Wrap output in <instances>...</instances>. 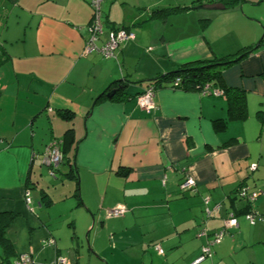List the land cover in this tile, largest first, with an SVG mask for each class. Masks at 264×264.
Wrapping results in <instances>:
<instances>
[{"label":"crops","instance_id":"crops-1","mask_svg":"<svg viewBox=\"0 0 264 264\" xmlns=\"http://www.w3.org/2000/svg\"><path fill=\"white\" fill-rule=\"evenodd\" d=\"M90 1L0 0V216L11 217L0 262L27 253L34 264H189L233 214L199 264H264V221L244 217L249 206L264 215V0H228L212 15L195 7L216 0H102L100 41L112 27L134 35L108 58L84 52ZM168 7L188 9L152 15ZM244 47L221 70L244 115L230 114L227 94L170 80L156 85L154 109L137 105L148 80ZM52 139L67 161L51 170ZM186 178L193 191L180 190ZM240 185L258 193L252 204ZM120 205L122 216H106Z\"/></svg>","mask_w":264,"mask_h":264},{"label":"built area","instance_id":"built-area-1","mask_svg":"<svg viewBox=\"0 0 264 264\" xmlns=\"http://www.w3.org/2000/svg\"><path fill=\"white\" fill-rule=\"evenodd\" d=\"M102 0H91L90 5L92 9V16L89 23V36L86 40L84 52L90 53L92 51H96L100 53L103 58H108L114 56V50L124 41L128 39H132L134 37L133 33L124 28H115L111 29L107 35L106 40L100 41V35L103 31V20H102V8H101ZM100 43V44H99ZM179 78H175L173 81L174 87H178ZM203 94H214L219 95L223 94V91L218 88H212L209 84H205V86L201 89ZM155 89L153 87L146 88L141 94L136 96L137 105L140 108L151 110L154 109V97ZM62 152L59 148L58 142L55 140L51 141L46 149L43 156V160L53 167H56L62 162ZM256 165H252V170L255 169ZM195 186V182L192 178H186L179 184V188L182 192L193 191ZM237 195L240 198H243L247 201L248 205L252 204L257 198L258 193L255 191H250L247 186L240 185L236 191ZM26 201L29 203L30 198L28 192L25 193ZM209 197H204L203 202L205 205V213L206 216H210V208ZM127 208L125 205H120L111 209L106 210V216L119 217L122 216ZM244 217L248 220L249 223L254 224L257 220L264 221V215L257 212L254 208L249 206L247 210L244 212ZM237 224L236 217L233 214H228L224 220L222 227L214 231L211 234V239L204 245H202L200 249L199 256L189 264H199L204 261L211 254V246L215 243H218L222 237L224 236L227 229L235 226ZM202 233L207 234L206 229H202ZM155 249L158 253L162 254V249L156 245ZM14 264H34L31 259V256L27 253L19 254L14 260ZM51 264H68L67 260L63 257L56 258Z\"/></svg>","mask_w":264,"mask_h":264},{"label":"trees","instance_id":"trees-1","mask_svg":"<svg viewBox=\"0 0 264 264\" xmlns=\"http://www.w3.org/2000/svg\"><path fill=\"white\" fill-rule=\"evenodd\" d=\"M206 1L207 2H214V0H206ZM216 1L222 2L225 5L231 4L230 3L231 1H228V0H216ZM198 2H200V0H198ZM186 9H188V7H168V8H162V9H155V10H152V15L156 16V17L157 16L158 17H166L171 12H177V11H182V10H186ZM206 20L207 19H204L203 21H206ZM121 28H124V27H121ZM112 29H115V27H112ZM124 29H126V28H124ZM261 41H264V38L260 39V42ZM245 48L246 47L240 49L235 54H231V55L224 56V57L213 58L211 60H196V61H190V62L183 63V64L179 65V67L175 70L169 71L162 76L159 75L156 78L148 80V82H147L148 85L146 88L153 87L155 89L156 85L160 84V82L163 80H170L171 81L170 86L172 88L195 89L198 91H201V89L205 86V84H209L210 87L218 88V89L223 91V94H227L228 100H229V112H230V114H232L234 116H242L245 114V105H244V101H243V96L239 95V93H237L234 90H231L230 88H227L223 85L222 79H221V70L224 67L229 66L230 64H232L233 62H235L239 58L243 57L248 52L247 50H249V49H245ZM175 78H179V80H180L178 87L177 86L174 87V85H173V81L175 80ZM123 82L122 81H114L110 84V87L114 86L117 83L118 84L120 83L121 85L124 86L126 84L125 83L126 80H123ZM66 116L70 117V114L67 113ZM72 130L73 129H68L65 132L64 137H63V142H66L71 137V134H72L71 131ZM53 140L54 141L56 140L58 142L59 148H60V141H58L57 139H52L51 141H53ZM47 145H46V147H47ZM46 147H45V149H46ZM60 150H61V148H60ZM61 152L63 155L62 156V162L64 160L67 161V157L65 156L64 151L62 150ZM44 153H45V150L43 152V156H44ZM48 166H50L51 170L53 168L58 167V165L56 167H53L51 165H48ZM2 217L3 216L1 215L0 216V247H1V250L3 252H7V250L10 247V243H9V240L6 236L5 229H6L8 220L11 217H9L8 220L5 221L4 223H2V220H3ZM2 260H4V261L0 262V264L4 263L6 261V258H4Z\"/></svg>","mask_w":264,"mask_h":264},{"label":"water","instance_id":"water-1","mask_svg":"<svg viewBox=\"0 0 264 264\" xmlns=\"http://www.w3.org/2000/svg\"><path fill=\"white\" fill-rule=\"evenodd\" d=\"M196 9H203V10H224L226 8L225 4L222 2H214V3H203L199 4L195 7ZM264 38V35L261 36V39ZM259 42L255 45L258 46ZM116 92L115 89L109 91L106 96L110 97Z\"/></svg>","mask_w":264,"mask_h":264},{"label":"rangeland","instance_id":"rangeland-1","mask_svg":"<svg viewBox=\"0 0 264 264\" xmlns=\"http://www.w3.org/2000/svg\"><path fill=\"white\" fill-rule=\"evenodd\" d=\"M199 13H204V14H209L212 15L217 12V10H203V9H198ZM86 240V238H84Z\"/></svg>","mask_w":264,"mask_h":264}]
</instances>
